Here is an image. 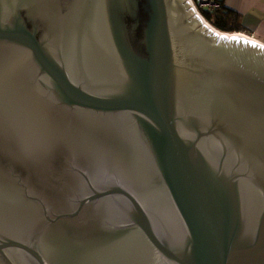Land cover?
<instances>
[{
	"label": "water",
	"instance_id": "obj_1",
	"mask_svg": "<svg viewBox=\"0 0 264 264\" xmlns=\"http://www.w3.org/2000/svg\"><path fill=\"white\" fill-rule=\"evenodd\" d=\"M241 34L189 0H0V264H264Z\"/></svg>",
	"mask_w": 264,
	"mask_h": 264
},
{
	"label": "crops",
	"instance_id": "obj_2",
	"mask_svg": "<svg viewBox=\"0 0 264 264\" xmlns=\"http://www.w3.org/2000/svg\"><path fill=\"white\" fill-rule=\"evenodd\" d=\"M224 5L241 15L249 36L264 44V0H223Z\"/></svg>",
	"mask_w": 264,
	"mask_h": 264
},
{
	"label": "trees",
	"instance_id": "obj_3",
	"mask_svg": "<svg viewBox=\"0 0 264 264\" xmlns=\"http://www.w3.org/2000/svg\"><path fill=\"white\" fill-rule=\"evenodd\" d=\"M201 15L214 27L225 32H243L247 33V28L242 23V18L239 13L228 9L224 3L222 7L210 11L200 8Z\"/></svg>",
	"mask_w": 264,
	"mask_h": 264
},
{
	"label": "built area",
	"instance_id": "obj_4",
	"mask_svg": "<svg viewBox=\"0 0 264 264\" xmlns=\"http://www.w3.org/2000/svg\"><path fill=\"white\" fill-rule=\"evenodd\" d=\"M189 2L191 6L196 9V11L200 8L214 11L215 9L222 7L224 3L223 0H189Z\"/></svg>",
	"mask_w": 264,
	"mask_h": 264
},
{
	"label": "snow or ice",
	"instance_id": "obj_5",
	"mask_svg": "<svg viewBox=\"0 0 264 264\" xmlns=\"http://www.w3.org/2000/svg\"><path fill=\"white\" fill-rule=\"evenodd\" d=\"M221 39H228L227 37H221ZM232 40H236L239 42L240 38L239 37H236V36H233L231 37ZM245 43H251L253 47H261V48H264V45H259V44H256L255 42L253 41H245Z\"/></svg>",
	"mask_w": 264,
	"mask_h": 264
},
{
	"label": "bare ground",
	"instance_id": "obj_6",
	"mask_svg": "<svg viewBox=\"0 0 264 264\" xmlns=\"http://www.w3.org/2000/svg\"><path fill=\"white\" fill-rule=\"evenodd\" d=\"M195 11H196V9L195 8H193ZM197 12V14H200L201 15V13L200 12H198V11H196ZM205 19V18H204ZM206 20V19H205ZM207 21V20H206ZM208 22V21H207ZM209 23V22H208ZM212 25V24H211ZM213 26V25H212ZM241 35H244V36H249V34L247 35V34H245V33H243V34H241ZM249 37H251V36H249ZM251 38H253V37H251Z\"/></svg>",
	"mask_w": 264,
	"mask_h": 264
},
{
	"label": "rangeland",
	"instance_id": "obj_7",
	"mask_svg": "<svg viewBox=\"0 0 264 264\" xmlns=\"http://www.w3.org/2000/svg\"><path fill=\"white\" fill-rule=\"evenodd\" d=\"M198 11H199V9H198ZM200 12V11H199Z\"/></svg>",
	"mask_w": 264,
	"mask_h": 264
}]
</instances>
